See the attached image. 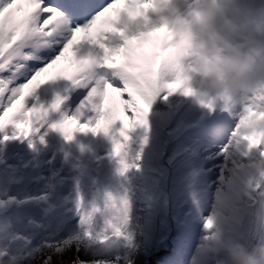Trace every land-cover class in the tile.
<instances>
[{"label": "snow or ice", "instance_id": "1", "mask_svg": "<svg viewBox=\"0 0 264 264\" xmlns=\"http://www.w3.org/2000/svg\"><path fill=\"white\" fill-rule=\"evenodd\" d=\"M164 3L165 0H112L107 4L98 0H0V132L11 126L13 138L27 137L29 132H21L18 125L33 130L34 124L46 119L47 110L42 106L28 108L26 100L42 87L40 78L61 60L68 67L46 84L68 81L73 87L89 88V101L95 97L101 100L96 107L99 118L95 127H82L75 118L53 125L68 140L77 131L107 134L117 122L121 125L119 136L126 140L129 131L147 129L151 106L161 91L166 90L169 96L176 92L195 95L178 65L175 79L161 83L160 68L168 63L167 39L172 30L167 22L153 26L148 13ZM124 15L142 20L141 30L131 36L127 27L119 30L117 25ZM161 28H167V34L149 52L143 51L141 43H132L143 41ZM107 33L118 34L124 40L123 46L107 48L102 42ZM84 42L104 50L105 67L123 70V89L105 79L85 87V81L77 75L84 62L77 58V50ZM109 93L114 95L106 107ZM61 103L57 96L51 109H58ZM199 103L210 112L219 107L235 123L221 130L216 159L222 158V163L215 166L219 168V186L207 203L192 193L190 208L164 242L157 237L150 244L147 226L137 215L133 196L114 199L109 195L102 209L93 207L81 216L80 224L85 229L82 236L70 237L63 246L46 243L44 248L32 249L11 232L0 230V264H183L180 257L188 236L198 226L199 243L190 264H218L215 257L226 232L244 218L253 221L257 238L264 239V131H251L256 125H264V84L244 98L214 97L200 99ZM121 106L127 114V127L116 119ZM27 113L33 114L31 121ZM113 144L114 155H120L122 143L114 139ZM128 169L129 165L121 160V174ZM96 213L103 218V227L98 231L93 228ZM73 245L75 251L69 255ZM169 251L168 256L160 255Z\"/></svg>", "mask_w": 264, "mask_h": 264}, {"label": "rangeland", "instance_id": "2", "mask_svg": "<svg viewBox=\"0 0 264 264\" xmlns=\"http://www.w3.org/2000/svg\"><path fill=\"white\" fill-rule=\"evenodd\" d=\"M167 65L162 64L161 83L175 79L173 73L167 75ZM88 95L80 101L61 103L56 110L51 105L57 96H51L46 101L51 118L38 122L42 130L33 134L44 136L36 143L28 142L27 137L13 138L11 126L0 132V230L11 232L32 249L44 248L46 243L63 246V241L70 237L82 236L85 229L80 220L84 213L91 212L93 207L102 209L109 195L114 199L131 195L136 201L137 215L147 226L150 244L157 237L164 242L190 208L192 193L207 203L219 186V168L215 166L222 163V158L216 159L221 130L235 121L219 107L210 112L193 96L179 92L170 95L171 102L164 104L169 96L164 90L153 101L147 129L137 127L129 131L126 140L119 136V122L107 134L77 131L68 140L53 125L65 118H75L82 127H95L100 98L89 101ZM41 101L37 91L26 100V106L40 107ZM26 116L31 121L33 114ZM126 117L123 111L116 119L127 127ZM46 123L49 126L43 128ZM18 129L33 132L34 127L32 130L20 124ZM114 139L123 145L118 156L113 152ZM161 141L165 146L160 152ZM52 150L56 151L55 156L50 155ZM121 160L129 165L123 175ZM102 227L103 218L96 213L93 228L98 231ZM225 237L249 249L264 246V239L257 238L250 218L232 225ZM199 238L198 226L188 236L180 257L183 264H190ZM74 251L75 245L68 254ZM170 254L169 251L160 255ZM215 259L221 264L219 250Z\"/></svg>", "mask_w": 264, "mask_h": 264}, {"label": "clouds", "instance_id": "3", "mask_svg": "<svg viewBox=\"0 0 264 264\" xmlns=\"http://www.w3.org/2000/svg\"><path fill=\"white\" fill-rule=\"evenodd\" d=\"M165 10H171L172 16L158 25L167 22L172 30L167 39L168 63H190L185 76L196 101L244 98L264 84V7L259 0H165L153 12ZM167 31L161 28L132 43H141L143 51L149 52ZM103 68L95 57L84 58L77 75L89 87L106 78ZM251 131H264V125ZM219 253L221 264H264V246L249 249L225 236Z\"/></svg>", "mask_w": 264, "mask_h": 264}, {"label": "bare ground", "instance_id": "4", "mask_svg": "<svg viewBox=\"0 0 264 264\" xmlns=\"http://www.w3.org/2000/svg\"><path fill=\"white\" fill-rule=\"evenodd\" d=\"M147 7V6H145ZM148 19L149 21H152V18H151V14L150 12L148 13ZM136 23H143L142 20H136L135 22H129V19L126 15L122 16L121 17V21L120 23L117 25V28L119 30H124L125 27H127L128 31H127V34L129 36L131 35H134L133 33H130L131 29L133 28V25H135ZM158 25L155 24L154 26ZM163 30H161L162 32ZM104 43V45L107 47V48H110V49H115V48H119V47H122L123 44H124V40L118 35V34H113V33H107L105 34V39L102 41ZM115 45V47H113ZM93 46V44H89L87 42H85V48H88V47H91ZM102 49V48H101ZM103 53H101L97 59L100 60L101 62H103V56H104V50L102 49ZM175 66H177V64H172L170 65L171 68H174L175 69ZM179 68L182 69L184 72L188 71L191 67L190 63L188 62H184V63H180L178 64ZM66 69L63 65H61V68L58 70V74H60L62 72V70ZM102 72L105 74L106 78L105 80L109 83V80L110 81H113L115 84H118L119 87H124V84L126 82L125 78L120 76V71H116L115 68H103L102 69ZM123 72V71H122ZM176 73V72H175ZM57 76V74L55 75H49V76H46L43 80V84L45 86H48L52 83H48L46 84V81L48 80H51L53 78H55ZM64 81V80H62ZM65 84L68 83V81H64ZM113 97V94L112 93H109L108 97H107V102L105 103V106L107 107L111 98ZM171 102V99H170V96H167L166 99H164V104H167V103H170ZM123 112V107H120V110H119V113ZM156 113H161V112H156ZM165 113V112H163ZM163 145V143H162ZM248 231V229H247Z\"/></svg>", "mask_w": 264, "mask_h": 264}]
</instances>
